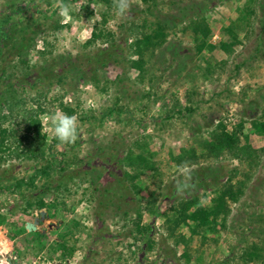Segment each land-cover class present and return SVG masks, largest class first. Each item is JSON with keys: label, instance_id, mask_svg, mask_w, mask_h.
Segmentation results:
<instances>
[{"label": "rangeland", "instance_id": "rangeland-1", "mask_svg": "<svg viewBox=\"0 0 264 264\" xmlns=\"http://www.w3.org/2000/svg\"><path fill=\"white\" fill-rule=\"evenodd\" d=\"M109 1L110 7L98 0H62L70 6L65 17L58 0H0V16L11 15L17 29L31 32L34 26L38 32L27 58L33 69L57 55L77 56L111 45L86 47L95 27H102L104 13L109 18L104 28L124 51L122 65L102 72L106 92L102 84L70 80L64 90L55 86L42 98L37 96L41 88L31 89L29 83L23 88L17 50L1 61L0 68L4 65L15 74L16 89L28 106L46 110L42 132L54 170L49 178L42 176L46 162L18 157L17 145L0 153V264H264V137L253 126L264 118V15L259 8L264 0L251 6L254 14L250 0H131L123 16L115 0ZM203 3L212 28L210 43H235L227 32L234 26L238 39L230 52L217 48L197 53L189 25ZM172 17L181 21L167 30L163 46L145 53V72L131 68L136 56L130 25H146L150 31L158 19ZM43 52L50 55L45 58ZM6 83L0 78V124L21 137L26 125L17 111L10 114ZM63 105L74 109L77 119V139L70 144L44 129L43 118L64 113ZM241 122L257 150L252 166L228 156L217 162L200 160L195 166L177 160L182 149L200 152L199 144L220 131V123L232 133ZM129 152L145 154L156 169L136 181L139 190L124 178L125 171H133L125 163ZM182 165L188 172L181 171ZM209 166L224 167L236 174L234 181H246L245 193L231 204L226 227L217 222L193 237L188 261L181 258L185 246L169 235L166 219L175 204L172 195L178 200L198 198L210 206L215 189L207 185L214 184V178L209 177L206 186L197 178L188 179L189 173ZM63 167L73 176L60 187L58 172ZM194 180L196 185H190ZM178 187L183 191L178 193ZM41 197L47 203L43 209L36 204ZM137 224L147 230H138ZM186 232L182 228L176 236ZM254 246L260 249L259 258L248 261L246 252Z\"/></svg>", "mask_w": 264, "mask_h": 264}, {"label": "trees", "instance_id": "trees-1", "mask_svg": "<svg viewBox=\"0 0 264 264\" xmlns=\"http://www.w3.org/2000/svg\"><path fill=\"white\" fill-rule=\"evenodd\" d=\"M98 1L108 5V7L112 5L109 0ZM143 1L148 2V0ZM257 3L256 0H250L248 8L251 9V6ZM203 4H199L201 11L197 15L198 17L191 21L189 25V29L198 43L197 53H201L204 50L213 52L217 48H220L224 52H230L238 39L234 26L228 27L227 32L232 36L235 43L221 42L219 47L210 43L212 28L206 17L207 3ZM259 8L264 15V1L259 2ZM19 11H21V9L18 8V12ZM250 12L254 14L255 11L251 9ZM172 18L173 20L158 19L150 31H148L146 25H130L132 26L131 31L133 32V54L136 56V59L130 62L131 68L139 70L141 74L145 72V66L147 65L145 53L152 48L156 49L163 46L168 37L167 30H169L171 26L176 27L181 21V19L177 17ZM108 21V15L104 13L102 16V27H95L91 39L86 43V47L92 45L96 46L99 42L111 45H107V47H96L91 53H82V55L77 56L57 55L56 57H52V59H46L47 61L45 63L37 65L36 68L33 69L30 67L27 58L38 33L37 30L32 29L34 26L31 27V32L27 27H18L17 29L16 25L11 22V15H2L0 16V63L3 60L4 62L6 59L9 60L7 58L8 53L12 50H17L18 58L20 59L19 63L21 67L24 68V73H21L20 78L26 84L22 86L25 88V85L29 83L32 87L31 89L41 88L37 92L39 98H42L45 95L44 92H49L55 86L61 87V89L64 90L67 88L70 80L90 82L95 84L96 87H100L102 84L103 87L101 91L106 92L108 86L104 85L103 81L106 77L102 75V72L107 71L112 65L120 66L124 63V51L120 45H117L115 35L104 28ZM46 52L42 53L45 58L47 55H50ZM48 52L52 53V51ZM189 59L192 60L193 58ZM181 66L182 65H180V67ZM13 77H15V74L9 73L8 69L5 68L4 65H1L0 78L7 81L4 98L10 106V114L17 111L18 118H21V121L25 123L26 129L21 137H17L15 132L10 133L8 129L3 128L0 124V153H5L11 150L13 145H17L15 150L18 152V157L24 156L29 160H35L38 164L46 162V164L41 167L40 173L42 176L49 178L51 172L54 170V164L47 160V136L42 132L41 117L46 113V110L42 105H39L37 108H30L25 97H23L24 94L19 90L17 91L16 83L14 79H12ZM32 77L35 78L33 84L30 83ZM140 80H142V78H140ZM120 82L122 83L120 84ZM123 82L124 80L118 76L117 84L121 86L122 92H125L126 89L124 86L126 85ZM62 107L65 114L69 116L75 114V110L71 107L64 105ZM253 126L255 132L264 137V118L256 119ZM218 127V129H221L220 131L211 133L209 139L199 144L201 148L200 152H197L195 148L182 149L181 155H179L177 160L183 162L186 166H195L200 163V160H214L217 162L228 156L238 161L247 160L250 166H252L253 163L251 161L257 150L250 144L248 135L244 134L245 123L241 122L232 133L226 132V128L222 123H220ZM244 137L246 138V142L242 144V138ZM125 163L133 171L132 173L125 171L124 178H127L128 181H130L131 187L137 188V190L139 189L136 186V181L142 174L147 171H156L154 164L149 163L145 154L135 156L132 152H129L125 159ZM66 170V167H63L60 168L58 172L60 178L57 182L60 183V187H64L66 183H68L66 181L70 180L73 176L72 172ZM209 172L212 173L210 174ZM235 175V173L226 171L224 167H219L215 170L210 166L200 167L198 171H193L190 174L191 177L198 179V183H204L203 185L205 186L209 177L214 178V184L207 185V188L215 189V194L211 199L209 207H204L198 198L178 200L175 195H172L175 204L171 207V213L166 219V224L168 225L169 235L176 238V244L178 246H185L181 258H186L188 261L190 260L188 252L191 240L195 235H199L201 229L207 228L217 222H221L222 226L226 227V223L232 213L231 204L238 203L245 193L244 188L246 186V181H234L235 177L233 176ZM224 177H227V180L223 183L222 180ZM21 183H23V181ZM21 183L18 185L21 186ZM196 183L197 181L194 180L190 185L193 186L196 185ZM33 185L32 183V186ZM27 201L28 206L32 207V203L29 202L30 198H28ZM36 204L41 209L47 206L44 197H41ZM182 228H185L187 232L176 236V233ZM137 229L142 231L147 230V227L140 228V224H137ZM209 230L211 231L212 229L210 228ZM259 251L260 249L257 246L251 247L250 251L246 252L245 257H247L248 261H253L259 258Z\"/></svg>", "mask_w": 264, "mask_h": 264}, {"label": "clouds", "instance_id": "clouds-1", "mask_svg": "<svg viewBox=\"0 0 264 264\" xmlns=\"http://www.w3.org/2000/svg\"><path fill=\"white\" fill-rule=\"evenodd\" d=\"M117 10L121 16L125 15L129 9L131 0H115ZM58 6L60 10V15L67 17L69 12V5H66L62 0H58ZM46 131H50L54 138L58 139L61 143L70 144L74 143L77 139V119L75 116H69L61 111H56L53 115L45 116L44 118ZM50 122L51 127H47ZM181 171L188 172L186 166H181ZM188 179H191L190 173L188 174ZM188 185L185 184L184 188ZM183 188L178 187V193L182 192Z\"/></svg>", "mask_w": 264, "mask_h": 264}]
</instances>
